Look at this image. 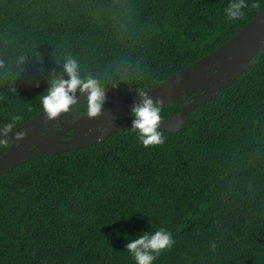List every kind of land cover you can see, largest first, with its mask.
Instances as JSON below:
<instances>
[{
	"label": "trees",
	"instance_id": "1",
	"mask_svg": "<svg viewBox=\"0 0 264 264\" xmlns=\"http://www.w3.org/2000/svg\"><path fill=\"white\" fill-rule=\"evenodd\" d=\"M230 3L0 0V128L44 113L40 96L53 73L68 79V57L106 91L157 88L264 8L246 0L245 15L230 20ZM27 56L40 75L14 66ZM180 108H162V120ZM72 109L87 115V102ZM188 118L179 132L161 131L163 145L145 148L130 128L0 175V264H136L125 237L160 228L175 244L153 264H264V50ZM8 149L0 144V156Z\"/></svg>",
	"mask_w": 264,
	"mask_h": 264
},
{
	"label": "water",
	"instance_id": "2",
	"mask_svg": "<svg viewBox=\"0 0 264 264\" xmlns=\"http://www.w3.org/2000/svg\"><path fill=\"white\" fill-rule=\"evenodd\" d=\"M263 42L264 8L243 31L220 49L183 69L157 88L144 90L154 101L162 99V108L176 103L181 105L177 115L162 120L159 130L175 133L186 128L190 122L188 114L213 100L222 89L236 80L264 50ZM138 91H106V102L111 105L104 107L102 115L97 119H89L87 115L79 116L73 109L55 121H48L46 114L42 113L29 123L14 129L7 137L0 134V140L10 142L8 151L0 156V175L41 155L54 156L90 147L100 142L101 138L132 128L134 118L127 116V112L134 104L141 102ZM77 99L78 103L72 108L87 102V94L77 93ZM188 99L190 102L186 103ZM122 115H125L124 125H106V121ZM69 117H73L72 121L66 122ZM17 132L27 133L26 139L17 142ZM67 132L70 134L66 135ZM64 137L68 139L62 140ZM17 143L19 147L16 146Z\"/></svg>",
	"mask_w": 264,
	"mask_h": 264
},
{
	"label": "clouds",
	"instance_id": "3",
	"mask_svg": "<svg viewBox=\"0 0 264 264\" xmlns=\"http://www.w3.org/2000/svg\"><path fill=\"white\" fill-rule=\"evenodd\" d=\"M249 5L246 0H231V3L225 9V15L230 20H239L245 13L244 9ZM252 8L258 9V2L251 4ZM3 63L0 62V67ZM64 73L68 79L63 76H56L53 73L49 80V87L45 93L40 96L42 110L46 114L48 121L58 120L62 114L68 113L73 105L78 103L77 93L87 94V116L89 119H97L103 113V108L107 99L106 90L100 82L92 75L81 78V72L78 61L72 57H68L63 64ZM138 95L141 98L139 104H134L130 115L133 117L132 130L139 133V140L145 148L163 145L165 136L159 130L162 122V106L164 101H154L151 96L144 90H139ZM22 116H14L12 122L3 125L0 128V134L7 137L17 127L22 120ZM91 132L92 130L89 129ZM27 133L17 132L15 140L17 142L26 139ZM0 144L9 145L8 140H0ZM19 147V143L16 145ZM129 239L126 245V251L132 254L136 264H153L159 255L171 250L175 244L171 232L164 228H160L155 232H147L139 234L135 239ZM215 250V245H212Z\"/></svg>",
	"mask_w": 264,
	"mask_h": 264
},
{
	"label": "rangeland",
	"instance_id": "4",
	"mask_svg": "<svg viewBox=\"0 0 264 264\" xmlns=\"http://www.w3.org/2000/svg\"><path fill=\"white\" fill-rule=\"evenodd\" d=\"M14 66L18 69H22V70H25V71H28V72H31V73H34L37 75L41 74L42 68H43L41 63L38 62L35 58H33L31 56L24 57L21 63L15 64ZM221 77H222V79L224 78L223 74H221ZM110 105H111L110 103L105 102L104 107L110 106ZM122 117H125V115L124 116L122 115ZM69 121H70V119H66V122H69ZM105 123H106V125H112V124H116V123L117 124H123V125L125 124V122L123 120H115L114 118L112 120L106 121ZM95 129H98V128L96 127ZM66 135H67V133H66ZM62 139H64V138H62ZM100 140H101L100 142H102L103 138H101ZM104 149H105L106 153H108V154L110 153V149L108 147L105 146ZM143 174L144 173H141V172L140 173H135V172L132 173L134 178L137 180L140 179V177ZM247 212L248 211H245V213H247Z\"/></svg>",
	"mask_w": 264,
	"mask_h": 264
},
{
	"label": "flooded vegetation",
	"instance_id": "5",
	"mask_svg": "<svg viewBox=\"0 0 264 264\" xmlns=\"http://www.w3.org/2000/svg\"><path fill=\"white\" fill-rule=\"evenodd\" d=\"M76 112V111H75ZM76 114H77V112H76ZM78 115V114H77ZM67 119H70V121L69 122H71L72 121V119H73V117H69V118H67ZM55 128H58V126L57 127H55ZM70 134V132H67V135H69ZM68 139V137H64V139H62V140H67Z\"/></svg>",
	"mask_w": 264,
	"mask_h": 264
}]
</instances>
